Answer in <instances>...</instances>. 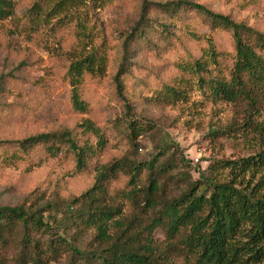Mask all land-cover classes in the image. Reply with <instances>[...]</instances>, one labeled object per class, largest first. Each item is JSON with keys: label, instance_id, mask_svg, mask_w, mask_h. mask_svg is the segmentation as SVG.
Segmentation results:
<instances>
[{"label": "trees", "instance_id": "trees-1", "mask_svg": "<svg viewBox=\"0 0 264 264\" xmlns=\"http://www.w3.org/2000/svg\"><path fill=\"white\" fill-rule=\"evenodd\" d=\"M115 1L0 0V38L18 51L71 41L60 52L67 62L63 79L70 87L71 107L87 112L89 104L81 97L84 84L108 74L128 118L124 133L130 147L135 148L143 130L130 120L136 99L153 106L175 105L188 92L199 91L212 113L224 120L211 134L241 139L247 155L222 158L204 170L194 168L200 181L171 197L164 193L161 178L171 171L167 164L161 165L156 156L142 162L119 156L109 164H95L94 179L77 196L56 194L57 199L44 203L34 198L0 205V264H8L2 250L12 245L19 246L17 264H48L65 255L78 264H264V32L195 0H141L138 18L121 34L112 60L100 13ZM149 10L168 21L157 29L147 17ZM186 15L211 32L229 35L228 58L212 37L176 26ZM181 39L200 44V53L174 62L175 76L158 80L147 94L149 81L132 76L129 59L142 49L174 52ZM140 67L144 69L142 63ZM11 91L0 84V99ZM76 125L0 139V164L33 160L43 149L50 157L68 155L73 172H83L97 150L105 149L107 138L89 118ZM157 229L163 231L162 240L154 237ZM84 234L90 236L87 245L80 244Z\"/></svg>", "mask_w": 264, "mask_h": 264}, {"label": "rangeland", "instance_id": "rangeland-1", "mask_svg": "<svg viewBox=\"0 0 264 264\" xmlns=\"http://www.w3.org/2000/svg\"><path fill=\"white\" fill-rule=\"evenodd\" d=\"M195 1L216 12L229 14L236 20L242 19L264 32V0ZM140 2L141 0H116L113 5L101 10L100 17L105 25L107 38L106 48L112 50V60L121 34L138 18ZM147 17L154 21L157 29L162 21H168L150 10ZM193 19L191 15L181 17L176 26L186 25L194 32L212 37L218 49L223 52V57L228 58L232 50L229 35L220 31L211 32L207 25L193 22ZM71 43L69 41L61 47L50 44L47 49L31 45V51H18L9 48L5 39L0 38V84L13 90L11 93H5L0 99V139H18L61 127L76 129V124L81 119L89 118L106 133V147L104 150H97L96 156L91 158L88 167L81 173L73 172L74 162L68 155L60 153L50 157L43 149H39L37 157L32 158L36 162L39 161V165L29 164L34 162L30 159L17 162L15 166L0 164V205L14 206L34 198L44 203L57 199L56 194L60 197L77 196L94 179L95 164H109L119 156L140 162L156 156L161 165L167 164L171 171L161 175V178L164 193L171 197L178 195L179 190L185 189L192 181H200V176L194 168L204 170L209 164L222 158L233 159L239 154L247 155V146L241 139H221L211 134L224 120L212 113L204 103V95L199 91L188 92L185 99L175 105L153 106L146 100L136 99V113L130 120L141 124L143 130L137 137L135 148L130 147L126 143L124 133L128 118L123 115L121 103L113 93L108 74L100 81L84 84L81 97L89 104L87 112L80 113L71 107L70 87L63 79L67 62L60 54L62 50L68 49ZM175 43L174 52L155 53L142 49L135 57L129 59L133 67L132 76L149 81L147 94L153 91L158 80H169L168 77L175 74L174 62L185 61L182 58H186L188 54L200 53L201 45L196 42L181 39ZM134 62H137L139 67L142 63L144 69L134 67ZM114 124L113 133H109L108 129ZM88 138L96 144V138ZM2 152L0 147V154ZM71 233L72 230L67 233L68 239ZM163 236L161 229L154 233V237L159 240H162ZM89 240V234H84L80 244L87 245ZM18 248V245H12L9 249L2 250L8 264H17L15 258L19 254L16 251ZM182 258L180 255L177 261L180 262ZM48 264L78 263L71 261L69 255H65Z\"/></svg>", "mask_w": 264, "mask_h": 264}]
</instances>
